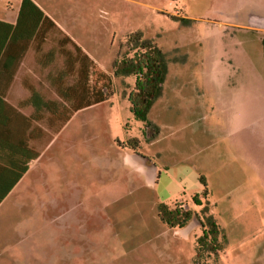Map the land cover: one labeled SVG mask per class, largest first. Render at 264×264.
Listing matches in <instances>:
<instances>
[{"label":"rangeland","instance_id":"1","mask_svg":"<svg viewBox=\"0 0 264 264\" xmlns=\"http://www.w3.org/2000/svg\"><path fill=\"white\" fill-rule=\"evenodd\" d=\"M33 1L87 48L115 94L52 138L37 125L46 131L33 142L40 160L0 208V264H197L204 229H169L157 207L199 212L200 177L224 246L198 264H264V0ZM20 4L1 0L0 18L14 19ZM136 31L169 61L149 117L157 137L131 113L135 79L114 77ZM61 39L50 34L46 48L58 54L48 67L36 50L26 64L49 100L62 101L53 81L64 67Z\"/></svg>","mask_w":264,"mask_h":264},{"label":"trees","instance_id":"2","mask_svg":"<svg viewBox=\"0 0 264 264\" xmlns=\"http://www.w3.org/2000/svg\"><path fill=\"white\" fill-rule=\"evenodd\" d=\"M0 27L4 29L3 33L8 39V49L11 50V54L8 50L4 55L3 65L6 69L9 64V54L12 65L16 62L19 67L31 44L34 43L37 49L41 50L49 35L54 32L62 36L59 46L64 58V67L53 77L56 92L62 101L46 99L39 91L32 90L27 106H31L34 113L29 118L2 101L0 106L2 148L9 153L7 158L11 160V167L3 166L0 169L1 204L27 174L31 164L41 157V153L29 145L31 140H41L46 132L37 125L44 122L47 130L52 133V138L77 112L108 102L114 96L115 89L111 77L64 34L32 0H21L15 26L0 23ZM68 45L72 50H66ZM262 45L264 56V40ZM124 46L127 50L123 54L120 52L113 64L114 77L135 79L134 89L128 94L131 113L137 121L144 123L147 129H153L154 137H157L159 127L154 125L149 117L164 93L169 66L167 55L154 40L145 38L142 31L128 34ZM57 54V50H50L46 55L48 62L53 63ZM93 78H96V83L93 82ZM14 117L17 122L16 145L13 142ZM10 123L12 124L11 145L9 144ZM200 182L204 190L193 198L194 205L200 207L199 212L178 205L159 204L157 207L158 218L169 229L185 230L197 222L198 226L204 229L203 235L197 242L195 258L197 264L205 251L217 253L223 250L224 246L220 241L224 233L213 213L216 205L211 202L208 183L203 177H200Z\"/></svg>","mask_w":264,"mask_h":264},{"label":"crops","instance_id":"3","mask_svg":"<svg viewBox=\"0 0 264 264\" xmlns=\"http://www.w3.org/2000/svg\"><path fill=\"white\" fill-rule=\"evenodd\" d=\"M34 3L38 6V4L36 2H34ZM39 8L43 11V9L41 7H39ZM43 12L62 31L60 26L47 14V12H45V11H43ZM0 13H6V10L1 7ZM17 19H18V15L14 19H9V20H6V18H0V23H4L6 25L15 26L17 24ZM3 30L4 29H2V27H0V106L2 105V101H4L6 105H8L9 107L13 108L17 112L21 113L23 116L29 118V117H31L33 115L34 109H33V112H31L30 114H28L26 112L23 113L22 110L23 109H27V108H32L31 106H29V107L27 106V102L31 98L32 90H37V89L32 84V82H33L32 77H33L34 74H33L32 70H30V69L27 70L26 64H29L31 62V60L33 61L35 50H36L39 53L43 52V54H44L43 57H45V59H46L45 60L46 63L44 65H45V67H48V64H50V63L48 62V58L46 57V55H48L49 51L53 49V48H51V49H49V48L47 49L46 48V46L48 44V41H49L50 35H49L48 39L46 40L45 44L43 45V47L41 48V50H38L34 43L31 44L29 50L26 52L24 58L22 59L20 65L18 67L16 65V62L13 65L11 63V55H10L11 54V50L8 49V44H7L8 43V39H7L6 34L3 33ZM62 32L64 33V31H62ZM64 34H66V33H64ZM68 37H70V36H68ZM70 38L92 60H94L92 58L90 52L87 50V48L80 41H78L77 39H75L73 37H70ZM8 50L10 52V54H9V64H8L7 69H6L5 68L6 66L3 65L4 64L3 60H4V55H5L6 51H8ZM12 76H13V78H12ZM27 82H30V83L28 84ZM1 121H2V114L0 112V169L3 166L11 167V160H9L7 158L9 153H8V151H6V150H4L2 148V132L3 131H2ZM13 126H14V130H13V132H14V141L13 142H14V145H16L17 144V137H16L17 122H16V118L15 117L13 119ZM33 128L34 127H32V129ZM33 142H34V140H31L30 143H29L31 148H33ZM9 144L10 145L12 144V124L11 123H10V126H9ZM39 160H37L36 162L31 164L30 169L27 172V174L16 185V187L7 196V198L14 192V190H16L23 183V180L30 174V171L32 170V167L35 166L36 163ZM3 202L0 204V208L2 207ZM1 230H2V226H1V221H0V232H1ZM0 242H1V239H0Z\"/></svg>","mask_w":264,"mask_h":264},{"label":"built area","instance_id":"4","mask_svg":"<svg viewBox=\"0 0 264 264\" xmlns=\"http://www.w3.org/2000/svg\"><path fill=\"white\" fill-rule=\"evenodd\" d=\"M1 1V0H0Z\"/></svg>","mask_w":264,"mask_h":264}]
</instances>
